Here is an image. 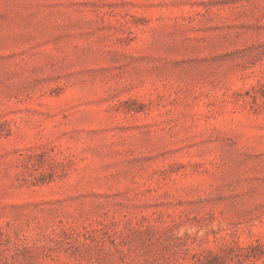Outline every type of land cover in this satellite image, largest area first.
I'll use <instances>...</instances> for the list:
<instances>
[{"label":"rangeland","instance_id":"rangeland-1","mask_svg":"<svg viewBox=\"0 0 264 264\" xmlns=\"http://www.w3.org/2000/svg\"><path fill=\"white\" fill-rule=\"evenodd\" d=\"M0 264H264V0H0Z\"/></svg>","mask_w":264,"mask_h":264}]
</instances>
